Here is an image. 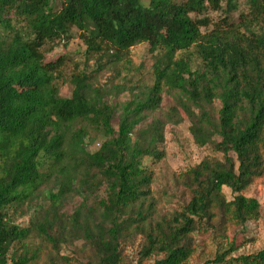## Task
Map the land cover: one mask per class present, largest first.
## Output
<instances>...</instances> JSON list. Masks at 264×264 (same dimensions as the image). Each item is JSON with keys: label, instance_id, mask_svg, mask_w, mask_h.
I'll return each instance as SVG.
<instances>
[{"label": "trees", "instance_id": "obj_1", "mask_svg": "<svg viewBox=\"0 0 264 264\" xmlns=\"http://www.w3.org/2000/svg\"><path fill=\"white\" fill-rule=\"evenodd\" d=\"M209 10L224 12L211 28ZM73 27L87 54L104 56L96 72L147 43L149 82L77 74L62 96L63 56L46 59L43 47L68 43ZM113 88L130 97L110 102ZM164 90L174 104L147 121ZM184 119L221 158L181 172L188 201L159 215L151 164L165 156L166 124ZM263 178L264 0H0V264H133L121 245L134 239V264H184L197 236L257 218L260 202L242 191ZM76 241L85 258L60 252ZM232 243L201 264H264V246L231 255Z\"/></svg>", "mask_w": 264, "mask_h": 264}, {"label": "rangeland", "instance_id": "obj_2", "mask_svg": "<svg viewBox=\"0 0 264 264\" xmlns=\"http://www.w3.org/2000/svg\"><path fill=\"white\" fill-rule=\"evenodd\" d=\"M240 10L245 11V5L240 4ZM238 12L231 14L233 21L237 20ZM205 15L211 20L210 28L213 24L224 16L223 11L209 10ZM46 59H55L63 56L64 63L61 66L57 82L60 94L69 96L73 87L71 80L74 75L85 74L90 80L102 86L124 83L131 86L136 80L149 82L151 76L152 53L147 43H138L132 46L128 52L129 63H118L111 67H105L96 72L98 62L104 61V56L97 53L87 54L86 45L79 36V30L72 28V37L68 43L62 40L48 42L43 47ZM190 49L189 54L196 62L195 55ZM115 92V89H112ZM130 97L129 90L115 92L110 96V102H121ZM172 93L164 90L160 108L147 116V121L153 116L163 118V113L173 105ZM219 108V101L213 104L212 111L216 115ZM116 119L113 120V124ZM189 122L184 119L179 124H166L164 128L165 139L162 148L165 156L157 163L151 164L152 183L150 184L151 196L154 199V206L157 214H168L174 210H179L185 204L190 194L178 181L179 174L189 166H192L205 157L221 158V153L214 151L210 146H198L194 143L188 129ZM93 150V147H89ZM227 198H231L230 189L223 187ZM244 195L254 196L260 202V211L256 219L248 220L243 227L228 226L225 231L221 230L215 237L197 236V242L201 247L196 248V252L184 264H201L206 259H211L216 251H221L229 247L231 241L234 250L231 255L254 252L264 246V178L250 184L242 191ZM44 195L47 197L48 193ZM71 204H69V207ZM27 215L17 219V222L25 224ZM138 239L123 241L121 254L127 262L133 264L137 261ZM60 252L80 259L85 258L87 252L82 251L81 242L76 241L70 244H63ZM151 261V260H150Z\"/></svg>", "mask_w": 264, "mask_h": 264}]
</instances>
